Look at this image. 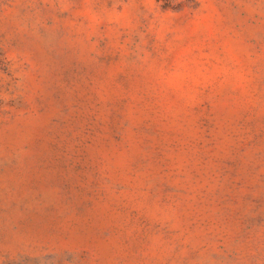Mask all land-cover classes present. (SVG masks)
I'll return each instance as SVG.
<instances>
[{"label": "rangeland", "instance_id": "1", "mask_svg": "<svg viewBox=\"0 0 264 264\" xmlns=\"http://www.w3.org/2000/svg\"><path fill=\"white\" fill-rule=\"evenodd\" d=\"M0 264H264V0H0Z\"/></svg>", "mask_w": 264, "mask_h": 264}]
</instances>
